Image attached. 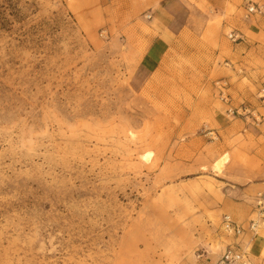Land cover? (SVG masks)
<instances>
[{
  "label": "rangeland",
  "instance_id": "rangeland-1",
  "mask_svg": "<svg viewBox=\"0 0 264 264\" xmlns=\"http://www.w3.org/2000/svg\"><path fill=\"white\" fill-rule=\"evenodd\" d=\"M143 1L0 0V264H252L264 0Z\"/></svg>",
  "mask_w": 264,
  "mask_h": 264
},
{
  "label": "crops",
  "instance_id": "crops-1",
  "mask_svg": "<svg viewBox=\"0 0 264 264\" xmlns=\"http://www.w3.org/2000/svg\"><path fill=\"white\" fill-rule=\"evenodd\" d=\"M166 0H144L141 5L145 7L146 9H152L153 11H161L163 10L162 3ZM100 0H98V3ZM176 0H169L164 6L167 10L176 8ZM259 26L262 23H257ZM262 26V25H261ZM261 26L257 27L256 29L251 28V33L255 36H263L264 31L261 30ZM258 28V29H257ZM264 29V28H263ZM169 30L164 31V35H157L155 38L152 39L150 42L151 44L148 46L147 49V58L149 62H152L153 60H160L165 47L168 46V44L171 42V38L169 37ZM253 43H256L255 40H253ZM255 48H259V45H255ZM254 48V49H255ZM147 64L149 62L145 61ZM146 65V64H145ZM246 78L250 79L251 77L246 74ZM254 82L256 81V78L253 79ZM252 80V81H253ZM254 107L256 108V111L261 115L262 117V123L257 126L256 128L253 127H246V130L241 133L242 138L245 142H252L254 143V149L248 150L247 154H257L259 151L264 152V100H255L253 99ZM262 187V186H261ZM252 249L250 252L251 262L252 264H264V229L262 230L260 236L256 238V240L252 243Z\"/></svg>",
  "mask_w": 264,
  "mask_h": 264
},
{
  "label": "built area",
  "instance_id": "built-area-1",
  "mask_svg": "<svg viewBox=\"0 0 264 264\" xmlns=\"http://www.w3.org/2000/svg\"><path fill=\"white\" fill-rule=\"evenodd\" d=\"M252 17H264V6L254 2H247L243 6V18L250 19ZM228 39L233 42L241 41L242 36L239 32L230 31L228 34ZM258 98L264 100V75L262 76L259 82ZM249 113V110L246 107H240L237 113ZM229 113L233 114V110L229 109ZM256 118H259L258 115H255ZM259 121V120H258ZM256 207H257V220H251L247 226H242L235 222L229 215H224L222 220V230L225 235L234 237L236 239L242 238L246 232H250L252 235L256 234V231L259 227V221L264 219V191L258 193L256 196ZM238 244H233L228 247L224 252L219 264H249L246 260V256L243 255V252L237 248ZM245 259V260H244Z\"/></svg>",
  "mask_w": 264,
  "mask_h": 264
},
{
  "label": "bare ground",
  "instance_id": "bare-ground-1",
  "mask_svg": "<svg viewBox=\"0 0 264 264\" xmlns=\"http://www.w3.org/2000/svg\"><path fill=\"white\" fill-rule=\"evenodd\" d=\"M143 157L145 158V160H147L150 157V153H146L145 155H143ZM221 159H220V161H217L216 164L214 165L218 170H220V168L223 165L224 160H225L223 158H221Z\"/></svg>",
  "mask_w": 264,
  "mask_h": 264
}]
</instances>
